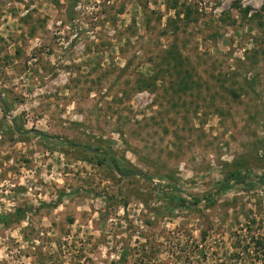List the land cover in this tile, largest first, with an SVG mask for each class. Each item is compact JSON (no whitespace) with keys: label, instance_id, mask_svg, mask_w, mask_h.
Wrapping results in <instances>:
<instances>
[{"label":"rangeland","instance_id":"rangeland-1","mask_svg":"<svg viewBox=\"0 0 264 264\" xmlns=\"http://www.w3.org/2000/svg\"><path fill=\"white\" fill-rule=\"evenodd\" d=\"M261 179L264 0H0V264H264Z\"/></svg>","mask_w":264,"mask_h":264},{"label":"trees","instance_id":"trees-1","mask_svg":"<svg viewBox=\"0 0 264 264\" xmlns=\"http://www.w3.org/2000/svg\"><path fill=\"white\" fill-rule=\"evenodd\" d=\"M71 1L76 3V2H79L80 0H71ZM39 133L42 134L43 136H47L46 134H43L41 132H39ZM113 161H114L113 166H114L115 170L121 174H124V172H126V170L122 169L120 167V165L117 162H115V160H113ZM246 178H248V175L244 174L242 176V174H240L239 171L232 173L231 175L227 176L226 180L221 182V186L219 188V191L228 190L233 183L243 181ZM260 181L264 183V179H261ZM178 199L181 200V202L184 206H190V205H198L204 201L210 202L212 200V197H197V196H193V195H187V196H183L181 199L180 198H178ZM25 218H26V211L21 210V208H18L14 213L1 214L0 215V224L10 225V224L15 223V222H20Z\"/></svg>","mask_w":264,"mask_h":264}]
</instances>
